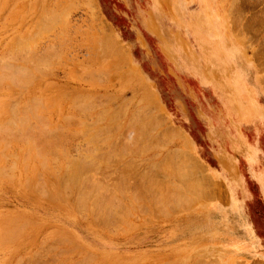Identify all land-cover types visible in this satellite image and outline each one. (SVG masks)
<instances>
[{"label": "rangeland", "instance_id": "rangeland-1", "mask_svg": "<svg viewBox=\"0 0 264 264\" xmlns=\"http://www.w3.org/2000/svg\"><path fill=\"white\" fill-rule=\"evenodd\" d=\"M0 58V264H264V0H0Z\"/></svg>", "mask_w": 264, "mask_h": 264}, {"label": "bare ground", "instance_id": "bare-ground-1", "mask_svg": "<svg viewBox=\"0 0 264 264\" xmlns=\"http://www.w3.org/2000/svg\"><path fill=\"white\" fill-rule=\"evenodd\" d=\"M21 1H22V0H21ZM20 4H21V3H20ZM33 4H34V3H33ZM23 6H24V5H23ZM28 8H29V7H28ZM46 8H47V7H46ZM65 8H66V7H65ZM63 9H64V8H63ZM19 11H20V10H19ZM55 12H56V11H55ZM60 12H62V11H60ZM65 12H66V10H65ZM11 15H12V14H11ZM57 16H58V15H57ZM8 17H9V16H8ZM46 17H47V16H45L44 18H46ZM10 18H11V17H10ZM38 18H39V17H38ZM49 19H53V18H49ZM47 20H48V19H47ZM38 21H39V20H38ZM40 22H41V21H40ZM38 23H39V22H38ZM38 26H39V24H38ZM39 27H40V26H39ZM53 27H54V26H53ZM105 27H106V26H105ZM18 28H19V27H18ZM15 29H16V28H15ZM33 29H34V28H33ZM42 29H43V28H42ZM105 29H106V28H105ZM34 30H35V29H34ZM24 31H25V30H24ZM35 31H37V30H35ZM43 31H44V30H43ZM31 32H32V30H31ZM24 33H25V32H24ZM34 33H36V32H34ZM30 34L32 35V33H30ZM23 35H24V34H23ZM25 35H26V34H25ZM34 35H35V34H34ZM34 35H33V36H34ZM29 36H30V35H29ZM16 37H17V36H16ZM108 37H109V36H108ZM18 38H19V37H18ZM34 38H35V37H34ZM56 38H57V37H56ZM109 38H110V37H109ZM16 39H17V38H16ZM98 39H99V38H98ZM37 40H38V39H37ZM111 40H112V39H111ZM115 40H116V39H115ZM15 41H16V40H15ZM103 41H104V40H103ZM103 41H102V42H103ZM102 42H101V43H102ZM110 42H111V41H110ZM112 42H113V41H112ZM112 42H111V43H112ZM12 43H13V42H12ZM18 43H19V42H18ZM20 43H21V41H20ZM34 43H35V42H34ZM15 44H16V43H15ZM95 44H96V43H95ZM115 44H116V42H115ZM115 44H114V45H115ZM17 45H18V44H17ZM21 45H22V49H23V47H24V48H25V47L27 48V45H28V44H27V42H25V45H26V46H25V45H24V41H22V44H21ZM23 45H24V46H23ZM97 45H98V44H97ZM107 45H108V44H107ZM13 46H14V44H13ZM52 46H54V45H52ZM103 46H104V45H103ZM118 46H119V45H118ZM59 47H60V46H59ZM94 47H95V46H94ZM113 47H114V46H113ZM19 48L21 49V47H19ZM26 48L23 49V50L25 51ZM60 49H61V48H60ZM98 49H99V47H98ZM120 49H121V48H120ZM17 50H18V48H17ZM103 50H104V49H103ZM18 51H20V50H18ZM18 51H17V52H18ZM34 51H35V50H34ZM40 51H41V50H40ZM120 51H121V50H120ZM121 52H122V51H121ZM229 52H230V51H229ZM27 53H28V50H27ZM27 53H26V55H27ZM36 53H38V52H36ZM100 53H101V52H100ZM32 54H34V53L32 52ZM32 54H31V55H32ZM45 54H46V53H45ZM55 54H57V53H55ZM58 54H59V53H58ZM22 55H23V54H22ZM31 55H30V57H31ZM43 55H44V54H43ZM32 56H33V55H32ZM47 56H48V55H47ZM7 57H9V55H8ZM34 57H35V56H34ZM40 57H41V56H40ZM9 58H10V57H9ZM43 58H44V57H43ZM0 59H1V58H0ZM41 59H42V58H41ZM41 59L38 60L37 64L41 61ZM224 59H225V58H224ZM2 60H3V59H2ZM2 60H1V61H2ZM5 60H6V59H5ZM10 60H11V59H10ZM36 60H37V59H36ZM1 61H0V67L2 66V65H1V64H2ZM226 61H227V60H226ZM41 62H42V61H41ZM41 62H40V63H41ZM43 62H45V61L43 60ZM227 62H228V61H227ZM3 63H4V62H3ZM16 63H17V62H16ZM24 65H25V64H24ZM28 65H29V64H28ZM42 65H43V64H42ZM26 66H27V65H26ZM29 67H30V66H29ZM29 67H28V68H29ZM1 68H2V69H1ZM1 68H0V69L3 70V71H4L3 68L6 69L5 66H4V67L2 66ZM9 68H10V67H9ZM9 68H8V69H9ZM16 68H17V67H16ZM13 69H14V68H13ZM1 70H0V71H1ZM24 70H25V69H24ZM30 70H31V69H30ZM110 70H111V69H110ZM114 70H115V69H114ZM3 71H2V73L0 72V73H1V74H0V79L2 78V81L5 80V79H3L4 77L6 78V76H8L10 70L8 71V73H5L6 76H4V77L2 76V74L4 75V72H5V71H4V72H3ZM20 71H22V70H20ZM20 71H19V72H20ZM32 71H33V70H32ZM6 72H7V71H6ZM10 72L12 73V70H11ZM15 72H16V70H15ZM19 72H18V74H19ZM25 72H26V71H25ZM11 73H10V75H11ZM23 73H24V72H23ZM15 74L17 75V73H15ZM21 74H22V73H21ZM37 74H38V72H37ZM16 75H15V77H17ZM33 75H34V74H33ZM20 76H21V75H20ZM20 76H18V77H19V81L21 82L22 79L20 80ZM25 76H28V75H25ZM25 76H24V78H25ZM35 76H36V73H35ZM9 77H10V78L13 77V74H12V76H8V78H9ZM15 77H14V79H15ZM26 78L28 79L29 77H26ZM26 78H25V80H26ZM14 79H11V81H10V79H8V82L10 81V84H11V82H13ZM30 79H32V78L30 77ZM6 80H7V78H6ZM12 80H13V81H12ZM15 80H18V79H15ZM0 81H1V80H0ZM263 81H264V80H263ZM16 82H17V81H16ZM0 83L2 84V82H0ZM4 83H5V82H4ZM14 83H15V81H14ZM21 83H22V82H21ZM29 83H30V82H29ZM17 84H18V83H17ZM23 84H27V81H26V82L24 81ZM5 85H6V84H5ZM7 85H8V84H7ZM14 85H15V84H14ZM23 86H24V85H23ZM25 87H27V86H25ZM15 88H16V87H15ZM17 88H20V87L17 86ZM6 90H8V89H6ZM6 90H5V91H6ZM8 91H9V90H8ZM8 91H7V92H8ZM18 91H19V90H18ZM21 91H22V90H21ZM1 92H2V91H1ZM10 93H11V92H10ZM15 93H17V92H15ZM15 93H13V94H15ZM20 93H21V92H20ZM40 93H41V92H40ZM3 94H4V93H3ZM18 94H19V92H18ZM23 94H24V93H23ZM19 95H21V94H19ZM19 95H18V96H19ZM7 96H8V95H7ZM42 96H43V95H42ZM19 97H20V96H19ZM33 97H34V96H33ZM13 98H14V97H13ZM17 99H18V98H17ZM88 99H89V98H88ZM13 100H14V99H13ZM15 100H16V99H15ZM26 100H27V98H26ZM26 100H25V101H26ZM43 100H44V99H43ZM9 101H10V100H9ZM9 101H8V102H9ZM20 101H21V100H20ZM27 101H28V100H27ZM146 101H147V100H146ZM10 102H11V101H10ZM14 102H15V101H14ZM16 102H17V101H16ZM86 102H88V101H86ZM139 102H140V100H139ZM12 103H13V102H12ZM26 103H27V102H26ZM77 104H78V103H77ZM6 105H8V104H6ZM12 105H13V104H12ZM4 106H5V105H4ZM4 106H3V107H4ZM10 106H11V105H10ZM119 106H120V105H119ZM8 107H9V106H8ZM11 107H12V106H11ZM15 107H17V106L12 107L11 110H12V109L14 110ZM96 107H97V106H96ZM1 108H2V107H1ZM17 108H18V107H17ZM17 108H15V110H18V109H19V108H18V109H17ZM68 108H69V105H68ZM94 108H95V107H94ZM117 108H118V107H117ZM119 108H120V107H119ZM119 108H118V109H119ZM2 109H3V108H2ZM4 109H5V108H4ZM8 109H9V108H8ZM113 109H114V107H113ZM118 109H117V110H118ZM9 110H10V109H9ZM62 110H63V108H62ZM68 110H69V109H68ZM88 110H89V108H88ZM114 110H115V109H114ZM117 110H115V112H116ZM5 111H6V109H5ZM56 111H57V110H56ZM107 111H108V110H107ZM60 112H61V110H60ZM6 113H7V112H6ZM6 113H5V114H6ZM61 113H62V112H61ZM64 114H65V113H64ZM87 114H88V112H87ZM97 114H98V112H97ZM104 114H107V113H104ZM122 114H124V113L122 112ZM137 114H138V113H137ZM139 114H140V113H139ZM8 115H9V113H8ZM55 115H56V114H55ZM62 115H63V114H62ZM81 115H82V114H81ZM98 115H99V114H98ZM108 115H110V114H108ZM113 115H114V114H113ZM115 115H116V114H115ZM115 115H114V116H115ZM56 116H57V115H56ZM82 116H83V115H82ZM99 116H100V115H99ZM99 116H97V118H98ZM102 116H104V115L102 114ZM121 116H122V115H121ZM143 116H144V115H143ZM143 116H142V117H143ZM75 117H76V116H75ZM75 117H74V118H75ZM89 117H91V116H89ZM109 117H110V116L107 117L108 120H109ZM4 118H6V117L4 116ZM79 118H80V117H79ZM79 118H78V119H79ZM91 118H92V117H91ZM95 118H96V116H95ZM101 118H103V117H100V119H101ZM110 118H111V117H110ZM119 118H120V117H119ZM132 118H133V116H132ZM132 118H131V119H132ZM136 118H137V116H136ZM138 118H139V117H138ZM6 119H7V118H6ZM23 119H24V118H23ZM80 119H81V118H80ZM80 119H79V120H80ZM104 119H105V118H104ZM111 119H113V118H111ZM111 119H110V120H111ZM116 119H117V118H116ZM24 120H25V119H24ZM82 120H83V119H82ZM82 120H81V122H82ZM85 120H87V119H85ZM101 120H102V119H101ZM105 120H106V119H105ZM139 120H140V119H139ZM22 121H23V120H22ZM87 121H88V120H87ZM97 121H98V120H97ZM102 121H103V120H102ZM112 121H113V120H112ZM130 121H133V120H129V122H130ZM15 122H16V121H15ZM76 122H77V121H76ZM83 122H84V121H83ZM99 122H100V121H99ZM103 122H104V121H103ZM105 122H106V121H105ZM105 122H104V123H105ZM126 122H127V121H126ZM77 123H78V122H77ZM79 123H80V122H79ZM92 123H93V122H92ZM95 123H97V122H95ZM133 123H138V122H137V121H136V122L134 121ZM133 123H132V124H133ZM10 124H11V123H10ZM13 124H14V122H13ZM15 124H16V123H15ZM80 124H81V123H80ZM83 124H84V123H83ZM114 124H115V123H114ZM126 124H127V123H126ZM132 124H131V125H132ZM142 124H143V123H142ZM11 125H12V124H11ZM43 125H44V124H43ZM45 125H48V124H45ZM45 125H44V126H45ZM54 125H55V124H54ZM86 125H87V124H86ZM92 125H93V124H92ZM152 125H154V124H152ZM55 126H56V125H55ZM60 126H61V125H60ZM82 126H83V125H82ZM82 126H81V129H82ZM90 126H91V125H90ZM100 126H102V125H100ZM100 126H99V127H100ZM103 126H104V125H103ZM103 126H102V127H103ZM117 126H118V125H117ZM134 126H136V124H135ZM52 127H53V126H52ZM61 127H63V126H61ZM105 127H106V126H104V128H105ZM115 127H116V126H115ZM44 128H45V127H44ZM46 128H47V126H46ZM49 128H50V127H49ZM49 128H48L47 131H50V130L52 129V128H51V129H49ZM56 128H57V127H56ZM56 128H53L52 130H56ZM65 128H66V127L64 126V128H62V129H65ZM88 128H89V127H88ZM88 128H85V130H86V129H87L88 131H92V130H93V129H91L92 126H91V128H89V129H88ZM97 128H98V127H96L95 129H97ZM104 128H103V129H104ZM113 128H114V127H112V129H113ZM134 128H135V127H134ZM39 129H40V130H39ZM57 129H58V128H57ZM62 129L59 127L58 130H62ZM90 129H91V130H90ZM100 129H102V128L100 127ZM108 129H109V128H108ZM126 129H127V128H126ZM129 129H130V128H129ZM35 130H36V131L39 130V134H40L44 129H43V128H38V127H37ZM58 130H57V132H58ZM82 130H84V129H82ZM85 130H84V132L86 133L87 131H85ZM104 130H105V129H104ZM106 130H107V129H106ZM132 130H133V129H132ZM132 130H131V131H132ZM134 130H135V129H134ZM134 130H133V132H134ZM136 130H137V129H136ZM47 131L44 130L43 132H46V135H47ZM93 131H94V130H93ZM93 131H92V134H94V132H95V131H94V132H93ZM97 131H99V129L96 130V133H95V134H97V135L100 134V133L102 132V131H99V133H97ZM115 131H116V130H115ZM129 131H130V130H129ZM139 131H140V130H139ZM150 131H151V130H150ZM43 132H42V133H43ZM33 133H34V131H33ZM36 133H37V132H36ZM50 133H52V132H50ZM53 133H54V132H53ZM70 133L72 134V132H70ZM89 133H90V132H89ZM105 133H106V131H105ZM141 133H142V132H141ZM44 134H45V133H44ZM107 134H108V133H107ZM40 135L43 136L42 134H40ZM48 135H49V134H48ZM48 135H47V137H48ZM75 135H76V134H75ZM78 135H79V134H78ZM81 135H82V134H81ZM87 135H88V133H87ZM87 135H85V137L90 138L89 136H92L91 134L88 135V136H87ZM103 135H104V134H103ZM20 136H22V134H20ZM82 136H83V135H82ZM95 136H96V135H95ZM95 136H94V137H95ZM100 136H101V135H100ZM128 136H129V135H128ZM152 136H153V135H152ZM161 136H163V135L161 134ZM9 137H10V136H9ZM12 137H13V136H11V137L8 138V139H11ZM32 137H33V134H32ZM34 137H35V136H34ZM34 137H33V138H34ZM64 137H65V136H64ZM85 137H84V138H85ZM136 137H138V136H136ZM0 138H1V136H0ZM2 138H3V136H2ZM61 138H62V137H61ZM67 138H69V137H66V139H67ZM88 138H87V139H88ZM91 138H92V137H91ZM97 138H98V137H97ZM130 138H131V137H130ZM141 138H142V137H141ZM12 139H14V138H12ZM17 139H18V138H17ZM17 139H14V140L18 141L19 139H18V140H17ZM31 139H32V138H31ZM43 139H44V138H42V140H43ZM87 139H86V140H87ZM95 139H96V137H95ZM137 139H138V138H137ZM143 139H146V138H143ZM14 140H10V143H11V141H14ZM29 140H30V139H29ZM29 140H28V141H29ZM33 140H35V139H32V142H33ZM36 140H37V139H36ZM42 140H41V141H42ZM45 140H46V139H45ZM63 140H65V138H63ZM98 140H100V139H98ZM103 140H104V139H103ZM140 140H141V139H140ZM16 141H15V142H16ZM26 141H27V140H26ZM60 141H61V140H60ZM95 141H96V140H95ZM101 141H102V139H101ZM106 141H107V140H106ZM0 142H1V141H0ZM62 142H63V141H62ZM104 142H105V141H104ZM150 142H151V141H150ZM13 143H14V142H13ZM29 143H30V142H29ZM37 143L40 144V145H42L41 142H40V143L37 142ZM43 143H45V141H43ZM97 143H98V142H97ZM99 143H100V142H99ZM130 143H131V142H130ZM144 143H145V142H144ZM15 144H16V143H15ZM20 144H23V143H20ZM26 144H27V143H26ZM38 144H37V145H38ZM54 144H55V143H54ZM54 144H52V145H54ZM103 144H105V143H103ZM109 144H110V143H109ZM128 144H129V143H128ZM140 144H141V143H140ZM140 144H138V145H140ZM142 144H143V142H142ZM149 144H150V143H149ZM1 145H2V146H1ZM1 145H0V146H1L2 149H3V146H4L5 144L3 145V143H2ZM12 145H13V144H12ZM37 145H36V144H34V145L32 144L31 146H34V147H32V148H36V147H37V148H38L37 151H39V147H38ZM45 145L47 146V144H45ZM45 145L43 144L42 146L44 147ZM52 145H50V146H52ZM67 145H68V144H67ZM95 145H96V144H95ZM95 145H93V146H95ZM101 145H102V142H101ZM106 145H107V144H106ZM126 145H127V144H126ZM152 145H153V144H152ZM8 146H9V145H8ZM26 146H27V145H26ZM29 146H30V144H29ZM29 146H28V148L30 149L31 146H30V147H29ZM64 146H65V145H64ZM93 146H92V147H93ZM109 146H111V145H108V147H109ZM154 146H155V145H154ZM154 146H153V147H154ZM6 147H7V144H6L5 148H6ZM14 147H15V146H14ZM21 147H22V146H21ZM23 147H24V146H23ZM43 147H42V148H43ZM47 147H48V146H47ZM53 147L55 148L56 146H52V147H49V148H53ZM57 147H59V146H57ZM89 147H90V146H89ZM103 147H104V146H103ZM113 147H114V144H113ZM147 147H148V146H147ZM150 147H151V146L149 145V148H150ZM7 148H8V147H7ZM24 148H25V147H24ZM28 148H26V151L29 153ZM37 148H36V149H37ZM42 148H40V149H42ZM44 148L46 149V147H44ZM59 148L62 149L63 147L60 146ZM90 148H91V147H90ZM97 148H98V145H97ZM100 148H101V147H100ZM114 148H115V147H114ZM156 148H157V146H156ZM17 149H19V147H17ZM36 149H34L35 152H37ZM47 149H48V148H47ZM57 149H58V148L55 149L56 152H57ZM61 149H60V150H61ZM111 149H113V148H111ZM4 150H5V149H4ZM8 150H9V148H8ZM12 150H14V149H12ZM34 150H33V151H34ZM48 150H49V149H48ZM48 150H46V151H48ZM52 150H53V149H52ZM55 150H53V153H52L50 150H49L48 152H49V154L51 153V154L53 155ZM60 150H59V151H60ZM63 150H64V148H63ZM93 150H94V149L92 148V151H93ZM95 150H96V148H95ZM95 150H94V151H95ZM105 150H106V149H105ZM107 150H109V149H107ZM24 151H25V150H24ZM24 151H23V153H24ZM33 151H32V152H33ZM66 151H67V150H66ZM66 151L64 152V154L66 153L65 155H67V153H68V152H66ZM94 151H93V152H94ZM102 151H104V150H102ZM110 151H112V150H110ZM114 151L117 152L116 150H114ZM143 151H144V152H143ZM3 152H7V150H6V151H3ZM10 152H11V151H10ZM12 152L15 153V151H12ZM12 152H11V153H12ZM56 152H55V153H56ZM60 152H61V151H60ZM87 152H88V153H87ZM87 152H86V155H85V156H86V157H85L86 159H87V155H88L89 153H91L90 151H87ZM93 152H92V153H93ZM95 152H96V151H95ZM95 152H94V153H95ZM106 152H107V151H106ZM115 152H111V153H115ZM142 152L145 153V150H142ZM14 153H13L11 156H13ZM62 153H63V152H61V154H62ZM94 153H93V154H94ZM107 153H108V152H107ZM1 154H2L3 156H2ZM9 154H10V153H9ZM25 154H26V153H25ZM47 154H48V153H47ZM68 154H69V153H68ZM95 154H96V153H95ZM102 154H103V153H102ZM109 154H110V152H109ZM115 154H116V153H115ZM118 154H119V153H118ZM141 154H142V153H141ZM7 155H8V153H7ZM7 155H6V156H7ZM23 155H24V154H23ZM29 155H31V154H29ZM45 155H46V154H45ZM55 155H56V154H55ZM82 155H83V154H82ZM89 155H91V154H89ZM89 155H88V157H89ZM110 155H111V154H110ZM110 155L108 156L109 158H110ZM125 155H126V154H125ZM0 156H2L4 159L7 158V157H4V154L2 153V151L0 152ZM32 156H33V155H32ZM48 156H51V155H48ZM53 156H54V155H53ZM68 156L70 157V154H69ZM106 156H107V154H106ZM112 156H113V154H112ZM119 156H120V155H119ZM121 156H122V155H121ZM121 156H120V157H121ZM123 156H124V155H123ZM13 157H14V156H13ZM16 157H17V156H16ZM16 157H15V159H16ZM51 157H52V156H51ZM55 157H58V156H55ZM108 157H107V158H108ZM30 158H31V157H30ZM43 158H44V157H42V159H43ZM61 158H62V157H61ZM90 158H92V157H90ZM94 158H95V157H94ZM104 158H105V157H104ZM121 158H122V157H121ZM40 159H41V158H40ZM57 159H58V158H57ZM95 159H96V158H95ZM170 159H171V158H170ZM0 160H1V157H0ZM6 160H7V159H6ZM6 160H5V161H6ZM11 160H12V159H11ZM11 160H10V161H11ZM31 160H33V158H31ZM36 160H37V162H38V164H39V163H40V162H39L40 160H39V159H36ZM38 160H39V161H38ZM72 160H73V159H72ZM72 160L70 161V159H69V161H70L71 163H72V162H75V161H74L75 159H74L73 161H72ZM87 160H88V161H89V160L91 161V159H89V158H88ZM114 160H116V159H114ZM168 160H169V159H168ZM21 161H22V164H23V163H24L23 159H21ZM26 161H27V160H26ZM29 161H30V160H29ZM41 161H42V160H41ZM165 161H166V160H165ZM6 162H8V160H7ZM11 162L13 163V160H12ZM34 162H35V160L33 161V163H34ZM86 162H87V161H86ZM156 162H157V161H156ZM156 162H155V163H156ZM168 162H169V161H168ZM26 163H27V162H26ZM26 163H25V165H27L29 162H28L27 164H26ZM41 163H42V162H41ZM41 163H40V164H41ZM48 163H49V162H48ZM66 163H68L69 165L71 164V163H69V162H66ZM128 163H129V162H128ZM10 164H11V163H9L8 165H6V163H5V164H3V166L6 165L5 169L8 168V166H9V167L12 166V167H11V169H12L14 164H11V165H10ZM38 164H36V166H38ZM68 164H67V165H68ZM76 164H77V162H76ZM123 164H124V163H123ZM132 164H133V163H132ZM162 164H163V163H162ZM164 164H166V163H164ZM169 164H170V163H168V164H166V165H169ZM28 165H29V164H28ZM30 165H31V164H30ZM32 165H35V164H32ZM153 165L155 166L154 163H153ZM3 166H0V170H1V167H3ZM14 166H15V165H14ZM74 166H75V165H73V167H74ZM170 166H171V165H170ZM27 167H28V166H27ZM33 167H34V166H33ZM67 167H68V166H67ZM76 167H77V166H76ZM79 167L82 168L81 166H78V168H79ZM133 167H134V166H133ZM157 167H158V166H157ZM159 167H161V166H159ZM17 168H19V167L17 166ZM21 168H22V167H21ZM28 168H30V167H28ZM34 168H35V167H34ZM34 168H31V169H34ZM64 168H66V165H65ZM80 168H79V170H80ZM104 168H105V167H104ZM129 168H130V167H129ZM129 168H128V169H129ZM161 168H162V167H161ZM3 169H4V167L2 168V170H3ZM5 169H4V170H5ZM11 169H10V170H9V169H6V171H7V170L11 171ZM31 169H30V170H31ZM56 169H57V168H56ZM178 169H179V168H178ZM2 170H1V171H2ZM4 170H3L2 172H0V176H2L1 174H3V172H5ZM49 170H50V169H49ZM130 170H131V169H130ZM12 171H13V170H12ZM12 171H11V172H12ZM14 171H15V170H14ZM31 171H32V170H31ZM34 171H35V172H39L38 170L36 171V169H35ZM80 171H81V170H80ZM80 171H79V172H80ZM97 171H98V170H97ZM174 171H175V170H174ZM11 172H10V175H11ZM16 172H17V171H16ZM35 172H33V173H35ZM44 172H45V171H44ZM56 172H57V171H56ZM56 172H55V173H56ZM60 172H61V171H60ZM79 172L77 171V168H74L71 172H68V173H67V174H69V175H66L67 178H65V179L68 180V182H69L70 184H73V185H74L76 182H78V184H79V183L82 184L83 181H82V182H79V181H78L79 179H77V178H79V175H80ZM143 172H144V171H143ZM175 172H176V171H175ZM178 172H179V171H178ZM12 173H13V172H12ZM20 173H21V172H20ZM20 173H19V174H20ZM47 173H48V172H47ZM63 173H64V172H63ZM78 173H79V174H78ZM90 173H91V172H90ZM101 173H102V172H101ZM147 173H148V172H147ZM8 174H9L8 172L4 173V175H8ZM65 174H66V173H65ZM86 174H88V173H86ZM91 174H92V173H91ZM123 174H124V173H123ZM174 174H175V173H174ZM177 174H178V173H177ZM13 175H14V174H13ZM48 175H50V174L48 173ZM48 175H47V176H48ZM55 175H56V174H55ZM62 175H63V174H62ZM62 175H60V176H62ZM77 175H78V177H77ZM82 175H83V176H82ZM82 175H81V176H82L83 178H86V177H87V176L85 177L84 174H82ZM25 176H26V175H25ZM58 176H59V175H58ZM2 177H4V176H2ZM92 177H93V174H92V176L89 175V179L92 178ZM121 177H122V176H121ZM17 178H18V177H17ZM24 178H25V177H24ZM60 178H62V177H60ZM63 178H64V177H63ZM150 178H151V177H150ZM183 178H184V177H183ZM185 178H186V177H185ZM26 179H27V177H26ZM47 179H48V177H47ZM86 179H88V178H86ZM86 179H85V180H86ZM95 179H97V178H95ZM146 179H147V178H146ZM151 179H152V178H151ZM164 179H166V178H164ZM1 180H2V179H1ZM15 180H16V179H15ZM19 180H20V179H19ZM35 180H36V181L40 180L41 182H43L41 178L38 179V180L35 178ZM51 180H53V179H51ZM59 180H60V179H59ZM59 180H58V178H57V181H59ZM66 180H65V181L62 180V181L66 183V182H67ZM81 180H82V179H81ZM98 180H99V179H98ZM98 180H97V181H98ZM140 180H141V179H140ZM36 181H35V182H36ZM40 181H39V182H40ZM47 181H48V180H47ZM47 181H46V182H47ZM93 181H95V180L92 179V182H93ZM97 181H95V185H92V187L94 188V191H93V192H95V193H96L97 189H101V187H100L101 185H102V187H105V186H103V184H101V185L98 184L99 182H97ZM100 181H101V183H102V180H100ZM154 181H156V180H154ZM185 181H186V180H185ZM185 181H183V182H185ZM13 182H14V181H13ZM35 182H34V183H35ZM39 182L37 183V186L39 185ZM50 182H51V181H50ZM52 182H53V181H52ZM63 182H62V184H63ZM68 182H67V183H68ZM90 182H91V181H89V183H90ZM96 182H97V184L99 185V187L96 185ZM29 183H30V185H31V182H29ZM29 183H27V184L24 183V184H25L24 186H27ZM43 183H44V186H43L42 188H44V189H42V192H43V193H46L47 190L49 189V183L47 184L48 189H46V190H45V188H46L47 186H46L45 182H43ZM65 183H64V184H65ZM67 183H66L65 185H66V186H67V185L69 186V184H67ZM86 183H87V181H86ZM93 183H94V182H93ZM93 183H92V184H93ZM119 183H120V182H119ZM51 184H52V183H51ZM51 184H50V185H51ZM53 184H54V182H53ZM76 184H77V183H76ZM76 184H75V185H76ZM87 184H88V183H87ZM115 184H116V183H115ZM121 184H122V183H121ZM30 185H29V187H30ZM32 185H33V184H32ZM32 185H31L32 189L36 187V185H35V187H33L34 185H33V186H32ZM42 185H43V184H42ZM59 185H60V183H59L57 186H59ZM65 185H64V186L62 185V187L66 189ZM75 185H74V187L72 186V188H75V187H76ZM116 185H117V184H116ZM184 185H185V184H184ZM77 186H78V185H77ZM80 186H81V185H79L77 188H80ZM82 186H85V185L83 184ZM86 186H87V185H86ZM89 186H90V185H89ZM94 186H95V187H94ZM111 186H112V185H111ZM119 186H121V185L119 184ZM29 187H27V188L29 189ZM39 187H41V185L38 186V188H36V189H38V190H37V193H39V191H40V190H39V189H40ZM51 187L54 188L53 185H51ZM69 187H70V186H69ZM97 187H98V188H97ZM107 187H108V186H107ZM173 187H174V186H173ZM186 187H187V186H186ZM197 187H198V186H197ZM52 188H51V189H52ZM77 188H76V189H77ZM96 188H97V189H96ZM168 188H169V187H168ZM168 188H167V189H168ZM194 188H196V186H195ZM36 189H35V190H36ZM54 189H55V188H54ZM54 189H53V190H54ZM67 189H68V187H67ZM82 189H83V188H82ZM87 189H88V188H86L85 190H87ZM89 189H92V188H89ZM103 189H107V190H108V188H102V190H100V191H103ZM167 189H165V190H167ZM178 189H180V186H179ZM181 189H182V188H181ZM43 190L46 191V192H44ZM59 190H60V189H59ZM71 190H73V189H71ZM78 190H79V189H78ZM78 190H77V191H78ZM170 190H171V192H172L173 189H169V191H170ZM195 190H198V189L196 188ZM48 191H49L48 193L51 192V190H48ZM61 191H63V190H61ZM61 191H60V192H61ZM179 191H180V190H179ZM52 192H53V191H52ZM57 192H58V191H56V192L54 191L53 193L55 194V193H57ZM65 192H66V190L64 191V193H65ZM69 192H70V191H69ZM75 192H76V191H75ZM80 192H81V190H80ZM90 192H91V191H90ZM93 192H92V194H94ZM157 192H158V190H157ZM173 192H174V191H173ZM173 192H172V193H173ZM176 192H177V190H176ZM176 192H175V193H176ZM195 192L197 193V191H195ZM53 193H51V194H53ZM64 193H62L61 195H64L65 198H66L68 195L66 196L65 194H67L68 191H67V193H65V194H64ZM76 193H77V192H76ZM88 193H89V192H88ZM88 193H86V191H85V194H88ZM158 193H159V192H158ZM164 193H165V192H163V194H164ZM177 193H178V196L176 197V199L179 197V192H177ZM181 193H182V192H181ZM190 193H191V192H190ZM39 194L44 195V194L41 193V191H40ZM54 194H53V195H54ZM58 194L60 195L59 192H58ZM70 194H72V193H69V195H70ZM79 194H81V193H79ZM82 194H83V196L81 195L80 198L84 197V193H82ZM89 194L91 195V193H89ZM96 194L100 195V197H101V193L99 194V190L97 191ZM163 194H159V196H161V195H163ZM168 194L171 195L170 193H168ZM182 194H183V193H182ZM41 195H40V196H41ZM61 195H60V196H61ZM173 195H174V194H173ZM173 195H172V196H173ZM183 195H184V194H183ZM50 196H51V198H52V200H53V196H52V195H50ZM55 196H56V195H55ZM64 196H62V197H63L62 200H65ZM74 196H75V195H74ZM93 196H96V195L94 194ZM119 196H120V195H119ZM45 197H46V196H45ZM91 197H92V195H91ZM102 197H105V196H102ZM120 197H121V196H120ZM127 197H128V196H127ZM157 197H158V196H157ZM161 197H163V196H161ZM164 197H167V196H164ZM168 197L171 198V196H168ZM168 197H167V199H169ZM185 197H186V196H184L183 198H185ZM92 198H93V197H92ZM95 198H96V197H95ZM174 198H175V197H174ZM47 199H50V198L47 197ZM56 199H57V198H56ZM58 199H59V196H58ZM66 199H67V198H66ZM75 199H76V200H75L74 202L77 203L76 201H78V200H77L76 197H75ZM83 199H84V198H83ZM98 199H100V198H98ZM102 199H103V198H102ZM102 199H101V200H102ZM114 199H116V198L114 197ZM127 199H128V198H127ZM127 199H126V200H127ZM149 199H150V198H149ZM161 199H163V198H161ZM171 199H173V197H172ZM176 199H175L174 201H176L175 203H176V205L178 206V204H179L178 202H179V201H177ZM187 199H190V198H187ZM54 200H55V199H54ZM60 200H61V199H60ZM62 200H61V201H62ZM89 200H90L89 203H91V198H90ZM129 200H130V198H129ZM141 200H142V199H141ZM164 200H165V199H164ZM180 200H181V199H180ZM183 200H185V199H183ZM67 201H69V199H68V200H65L64 203H68ZM81 201H82V202H81ZM81 201H80V203H81V205H82V203L85 201V199H84V200H81ZM86 201H87V200H86ZM92 201H93V200H92ZM95 201H96V203H98L97 200H95ZM102 201H103V200H102ZM102 201H101V203H102ZM104 201H105V200H104ZM109 201H110V200H109ZM159 201H160V200H159ZM167 201H169V200H167ZM167 201H166V203L168 204L170 201H169V202H167ZM187 201H189V200H185V203H186ZM72 202H73V198H72ZM72 202H69L68 204H70V203H72ZM106 202H108V201H106ZM123 202H124V201H123ZM161 202H162V201H161ZM164 202H165V201H164ZM183 202H184V201H183ZM190 202H192L191 199H190ZM75 203H74V204H75ZM86 203H87V202H86ZM96 203H94V204H96ZM101 203H99V204H101ZM115 203H116V202H115ZM121 203H122V202H121ZM128 203H129V201H128ZM158 203H159V202H158ZM162 203H163V202H162ZM170 203H171V202H170ZM173 203H174V202H173ZM177 203H178V204H177ZM180 203H181V202H180ZM187 203H188V202H187ZM77 204H79V201H78ZM77 204H76L75 208L78 207V206H81L80 204L77 206ZM104 204H106V203H104ZM104 204H102V206H103ZM111 204H112V203H111ZM111 204H110V205H111ZM117 204H118V203H117ZM160 204H161V203H160ZM167 204H166V205H167ZM71 205H73V204H71ZM91 205H92V203H91ZM91 205H88V207H90ZM136 205H137V204H136ZM161 205H162V204H161ZM161 205H160V207H161ZM164 205H165V203H164ZM164 205H163V206H164ZM168 205H169V204H168ZM176 205L174 206V204H173L172 207L174 206L173 208H175ZM179 205H180V204H179ZM73 206H74V205H73ZM82 206L85 207L86 204H85V205H82ZM95 206H97V205H94V209H95V208L98 209V208L95 207ZM105 206H109V205H104L103 210L106 209ZM115 206L117 207V205H115ZM115 206H114V207H115ZM129 206H130V205H129ZM158 206H159V205H158ZM69 207H70V205H69ZM84 207H80V208H83V209H84ZM86 207H87V206H86ZM91 207H93V205H92ZM110 207H112V205H111ZM131 207H132V206H131ZM165 207H166V206H165ZM168 207H169V206H168ZM179 207H180V206H179ZM99 208L101 209V206H99ZM119 208H120V207H119ZM119 208H118V209H119ZM133 208H134V207H133ZM136 208H137V206H136ZM169 208H171V207H169ZM83 209H82V210H83ZM91 209H93V208H90V210H91ZM126 209H127V208H126ZM163 209H165V208L163 207ZM80 210H81V209H80ZM88 210H89V209H88ZM98 210H99V209H98ZM101 210H102V209H101ZM101 210H100V211H101ZM108 210H109V207H107V211H108ZM133 210H134V209H133ZM77 211H78V210H77ZM114 211H115V209H114ZM163 211H164V210H163ZM165 211H166V210H165ZM95 212H96V210H95ZM104 212H105V211H104ZM108 212H109V211H108ZM119 212H121V211H119ZM124 212H125V211H124ZM91 213H92V212H91ZM93 213H94V212H93ZM96 213H97V212H96ZM106 213H107V212H106ZM125 213H126V212H125ZM155 213H156V212H155ZM166 213L168 214V212H166ZM97 214H98V213H97ZM97 214H96V215H97ZM99 214H100V213H99ZM111 214H112V212H111ZM113 214H114V213H113ZM116 214H117V213H116ZM118 214H119V213H118ZM121 214H122V213H121ZM129 214H130V213H129ZM129 214H128V215H129ZM92 215H93V214H92ZM96 215H95V216H96ZM101 215H102V214H101ZM111 216H112V215H111ZM117 216H118V215H117ZM121 216H122V215H121ZM92 217H93V216H92ZM96 217H97V216H96ZM101 217H102V216H101ZM104 218H105V216H103L102 219L104 220ZM118 218H119V217H118ZM4 219H5V218H4ZM15 219H16V218H15ZM25 219H26V218H25ZM85 219H86V218H85ZM92 219H93V218H92ZM105 219H106V218H105ZM115 219H116V218H115ZM10 220L12 221V218H11ZM103 220H101V221H103ZM110 220H111V219H110ZM11 221H10V224H11L14 220H13L12 222H11ZM17 221H18V220H17ZM24 221H25V220H24ZM28 221H29V220H28ZM0 222H1V221H0ZM3 222H4V221H3ZM3 222H2V223H3ZM15 222H16V220H15ZM22 222H23V221H22ZM30 222H31V220H30ZM107 222H108V221L106 220L105 223H107ZM125 222H126V221H125ZM16 223H17V222H16ZM34 223H35V222H34ZM102 223H104V222H102ZM114 223H115V222H114ZM3 224L5 225L6 223H3ZM7 224H8V223H7ZM13 224H15V223L13 222ZM13 224L10 225V226L7 225V227L9 226L10 229H9V231H8V228H7L6 230H7V232H11L10 234H12L13 232L16 231V230H12L13 227H14V229H15L16 227H20V228H21V223H20V226H18V225H17V226H15V225L13 226ZM27 224H29V223L27 222ZM27 224H26V226H27ZM32 224H33V223H32ZM125 224H126V223H125ZM24 225H25V224H24ZM24 225L22 224L23 228H24ZM5 226H6V225H5ZM4 228H5V227H4ZM11 228H12V229H11ZM23 228H22V229H23ZM17 229H18V228H17ZM3 230H4V231H2V232L5 233V229H3ZM18 230H19V229H18ZM12 231H13V232H12ZM21 231H22V230H21ZM2 232H1V234H0V235H2L0 238L5 237L6 239H8V238H7L8 236H9L10 238H13V236L11 237L9 234H7V235H8V236H7L6 233H5V234H4V233L2 234ZM19 232H20V231H19ZM15 233H16V232H15ZM20 233H22V232H20ZM20 233H18V234H20ZM18 234H15V235L18 236ZM3 235H6L7 237H6V236H3ZM12 235H14V234H12ZM20 235H21V234H20ZM58 235H59V234H58ZM59 236H60V235H59ZM5 238H4V240H6ZM14 238H16V237H14ZM56 238H57V237H56ZM56 238H55V239H56ZM4 240H3V243H4ZM10 240L13 241V239H10ZM14 240H15V239H14ZM7 241H8V240H7ZM41 241H42V240H41ZM0 242H1V241H0ZM5 242H6V241H5ZM40 244H41V243H40ZM67 244H68V243H67ZM39 246H40V245H39ZM65 250H66V249H65ZM72 252H73V251H72ZM33 253H35V251H34ZM31 254H32V253H31ZM90 255H91V254H90ZM28 256H29V255H28ZM17 257H18V256H17ZM85 257H86V256H85ZM31 258H32V257H31ZM64 259H65V258H64ZM87 259H88V258H87ZM84 261H85V260H84ZM204 261H205V260H204ZM17 262H18V261H17ZM81 262H82V261H81ZM81 262H80V263H81ZM171 262H172V261H171ZM171 262H170V263H171ZM14 263H15V262H14ZM157 263H158V262H157ZM170 263H169V264H170ZM198 263H199V262H198ZM15 264H16V263H15ZM17 264H19V263H17ZM86 264H87V262H86ZM164 264H165V263H164ZM166 264H167V262H166ZM199 264H200V263H199Z\"/></svg>", "mask_w": 264, "mask_h": 264}]
</instances>
